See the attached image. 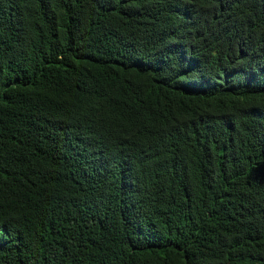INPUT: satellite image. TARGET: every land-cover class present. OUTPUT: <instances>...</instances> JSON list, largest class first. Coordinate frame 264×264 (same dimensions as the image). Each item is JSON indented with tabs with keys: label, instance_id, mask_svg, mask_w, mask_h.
I'll return each mask as SVG.
<instances>
[{
	"label": "trees",
	"instance_id": "trees-1",
	"mask_svg": "<svg viewBox=\"0 0 264 264\" xmlns=\"http://www.w3.org/2000/svg\"><path fill=\"white\" fill-rule=\"evenodd\" d=\"M0 264H264V0H0Z\"/></svg>",
	"mask_w": 264,
	"mask_h": 264
}]
</instances>
